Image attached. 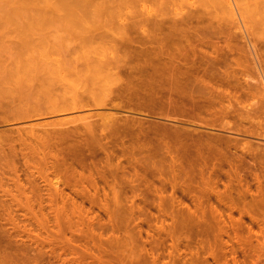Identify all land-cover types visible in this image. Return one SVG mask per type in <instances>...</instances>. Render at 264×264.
I'll list each match as a JSON object with an SVG mask.
<instances>
[{"label":"rangeland","instance_id":"1","mask_svg":"<svg viewBox=\"0 0 264 264\" xmlns=\"http://www.w3.org/2000/svg\"><path fill=\"white\" fill-rule=\"evenodd\" d=\"M58 1L62 5L61 0H0V264H201L204 255L199 246L203 240L196 233L204 223L209 224L206 227L236 229L253 251L247 254L248 259L239 254L236 259L264 264V194L260 191L264 193V92L260 85L241 93L221 89L214 98L213 114L220 117L218 123L230 125L231 133L211 131L224 140L217 141L218 153L213 162H204V156L199 157L202 154H193L187 151V145H181L184 135L193 128L186 118L162 121L172 138L169 141L153 135L151 129L158 128L154 123L140 125L139 120H126L124 115H115L119 111L106 108V97L100 92V87L106 85L101 65L106 59L107 40L119 38L114 35L120 34L121 28L115 24L119 28L116 31L114 23V27L106 24V0H86L89 4L83 1L86 10L82 11L81 2L80 13L74 10L76 7L74 12L71 8V12L67 11ZM196 1L194 8L184 7L175 21L185 20L184 27L191 24L195 31L199 26L196 13L203 8L214 16H226L220 11L221 0ZM235 1L232 30L237 53L233 57L241 60L236 58L250 73L248 77L256 80L258 76L260 81L264 79V36L259 23L264 19L263 0ZM189 17L193 19L187 21ZM187 28L191 41L193 32ZM124 34L123 39L130 38L134 44L140 37L137 27L126 29ZM156 34L150 32V38ZM72 65L81 72L74 84L91 89L88 94L98 107L75 112L76 115L33 117L12 124L13 112L43 104L46 87L57 90L59 87L54 85L60 83L64 88L66 84L63 86L59 80L62 74L71 83L72 77L69 80L67 76L72 73ZM103 88L102 91L106 89ZM110 114L115 117L111 121ZM78 116L90 119L87 123H63ZM116 116L122 120L118 119V127ZM44 122L51 127H35ZM246 143L252 154L240 149ZM201 176L204 180L209 176V184ZM257 197L263 201L258 202ZM211 262L207 259V263Z\"/></svg>","mask_w":264,"mask_h":264},{"label":"bare ground","instance_id":"2","mask_svg":"<svg viewBox=\"0 0 264 264\" xmlns=\"http://www.w3.org/2000/svg\"><path fill=\"white\" fill-rule=\"evenodd\" d=\"M79 1L80 0H61L60 2L62 3V5L59 3V1H58V3L60 4V6H66L69 9V10H67V8H65V10H67V11H70V8H71V11H73V12H74V10H76V12H79L81 10V8H82V11L86 10V7H84L85 5L83 4V1L85 3L86 0H82L80 2ZM234 1L235 0H221V2H220V4H221L220 11L222 13L226 14V16H225L226 18L225 17H218L217 15L214 16L211 13V11L206 10L207 8H205V9L203 8L200 12H197L196 17L199 19H197L196 24L199 21V26L196 28V30L195 31H194V29L192 30V28H195V27H191L190 26L191 24H189V25L187 24L188 28L185 26L187 29L191 30V32H193V33L195 32V35L192 33V35L195 37H193L191 35V33L189 32L190 35L192 36V38H194L190 41V39L188 38L189 36L187 37L188 34L186 35L187 30L184 27V24L186 21L181 20L179 22H176L175 20L177 17H179L182 14L184 7L189 6V7L194 8L195 7L194 4H195V2H197L196 0H194V1L193 0H106V24L112 25L114 23L113 25L115 26V24L116 25L118 24L117 27L119 26V28H121V30L124 28L122 30V32H123V34H122L120 32L121 30L119 28H116V26L114 27L112 25L114 28L117 29L116 31H118V29H119V33L121 35L118 34V32H117V34H115L114 36L117 35L119 38L116 37L114 39V37H112L111 39H108L106 42V55H105L106 59L103 58L104 59V61L102 60L103 65H101L104 67V68H102L103 71H105L104 75L106 77V85L104 84L103 86H105L104 88H106V89H104L103 87H100V90H101L100 92L103 93L102 94L103 98L105 99V97H106V99H105L106 100L105 101L106 102L105 103L106 108L109 106L112 109L119 111V113H117V114L114 113V114L115 115H118V114L124 115V118L126 120H131V121L139 120L138 123L140 122V125H143L145 122H146L145 124L154 123V125H156L158 128L151 129L152 131L155 132V133H153V135H159L160 137H164L165 139H168L169 141H172L171 140L172 138L168 137L169 134L166 132L167 129L165 130L166 127L164 128V125L163 126L161 125L162 121H167V120L178 121L177 119H179V118H186L187 121H185V122L193 128H191V130H192L191 133L190 132L187 134L184 133L185 137H183L184 139L181 140V141H183V142H181L183 144H181L180 142H178V143H180L183 146L187 145L186 146L187 151L189 150L193 154H195V153L196 154L200 153V155L202 154V156H199L201 158H203V156H204V159L202 161L211 162L212 159H214L215 155L218 153V150H216L218 148L216 145V143L218 144L217 141H219L221 139L224 140V138L222 136H221L222 138L220 137L219 133L222 130H223L222 132L231 133L230 129H229L230 127H228L230 125L218 123V121H220L219 120L220 117L218 118L217 115L213 114L212 106L214 105L215 100L217 99V98L216 99H214V98L216 96H218V94H221V92H222L221 89L232 88L233 90H235L238 93H241L244 91L249 92L251 90H254L256 88L257 84L260 85V87L262 88V91L264 92V79H263V77H261L260 81L257 80L258 76H257L256 80L252 79L253 78L252 76H251V78L248 77L247 75L249 74V76H250V73L248 72V70L243 65H241L239 63L238 60H240V59L238 57H236V58H238V60H237L236 58L233 57L234 53L235 52L237 53V49L233 45L234 44V42H233L234 32L232 30L234 28V27L232 28V24L235 22L234 21L235 20L234 17H235V13H236L235 11H237L236 10L237 6L235 5L236 1L235 2ZM81 2L83 4L82 7L80 6ZM86 2H88V1H86ZM258 3L261 4L262 1L261 2L258 1ZM87 4H89V2ZM253 5H256V3ZM262 5H263V7H261V8L264 12V0H263V3L261 4V6ZM75 7L77 9L73 10V8H75ZM257 8H259L258 4H257ZM60 12H62V11H60ZM73 12H72V15H74ZM75 14H77V13H75ZM193 17H195V14ZM193 17L192 18L189 17V19L187 21L193 19ZM133 19H135V20H133ZM194 19H196V18H194ZM260 20H259V23L262 24L261 34L264 36V19L261 21ZM243 23H245V22H243ZM189 26L191 27V29L189 28ZM110 27L111 26H108L109 29H110ZM136 27L138 28V30L140 32V37L138 38L136 43L134 44V42L130 38H129L130 40L128 39L127 41H125V39H123V38H125L124 35L126 34V33L124 34V31L126 32V29L136 28ZM108 28H106V29L108 30ZM111 30L112 29H110L108 31H111ZM150 32H154L157 34L154 38H150ZM186 37L188 38V40ZM126 38H128V36ZM133 47L136 49H134ZM120 51H121V53H120ZM132 52L134 54H132ZM63 55H65V54H63ZM67 55H65V56H67ZM56 58H58V57L55 56V61L57 62V60H59V59H56ZM59 58H60V56H59ZM66 58L64 57V59H66ZM72 59H74V58H72ZM69 60L72 61L71 59H69ZM240 62H241V60H240ZM58 67H59V65H58ZM60 69H59V71L61 72ZM65 69H67V68H65ZM70 69H71L72 73H71V75L68 74V76H70V77L67 76V78H69V80H70V78L72 77L70 81H72L71 83L73 85L71 83H69L68 81H66V79L64 78V76L62 74V77H61V79L59 78V80L62 81L61 84L62 85L64 84L63 86H65V84H66V86L63 88V87L59 86L60 83L58 85L55 84L54 85L55 87H59V89H61L60 92L58 93L57 90L59 91V89L56 90L53 88L54 92L56 91L58 94H53V90H52V87H50V85L48 86V88L46 87L45 93H44V91L42 93V94H44L42 96L43 97L45 96L43 98L44 99L43 104H41L39 106L38 104H40V103H38V101H40V100H37L36 105H38V106H36V107H38V108L32 109L31 108L33 105V104L31 105L32 101L30 102V104L26 103V105L27 104L31 105V106H29L32 109L31 110L29 108L31 112L28 111L29 109H26V107H28V106H25L23 109V110L26 109L27 111H23L22 108L19 109V107H18L17 109H19V112L18 113H17V111L13 112L14 114L12 115L13 117L11 120L12 124H13V122H15V123L20 122L21 123L22 121L27 120L28 118H33V117H35V118L37 117L38 119H41L43 116L44 117L45 116L46 117H48V116L54 117L57 115L63 116V115L68 114V113L69 114L74 113L76 115V113L79 111L82 112L83 110H86V109L89 110V108H92L95 106L98 107L99 105L94 102L95 99L93 98V96L92 95L89 96V94H88V93H92L91 89L89 90L88 87H86V86L84 88L82 85L78 86V85L74 84L75 83L74 80H76L79 76H81L80 70L77 69L76 65H72V67ZM70 69H68V70H70ZM57 71H58V69H57ZM62 71L64 72L65 70H62ZM66 72H67V70H66ZM58 74L60 76V73H58ZM78 74H80V75H78ZM80 78H79V84H81ZM76 82H77V80H76ZM67 83H69L70 85H68ZM82 83H83V81H82ZM46 85L47 84H45L44 86H46ZM49 88H51V91L50 90L47 91V89H49ZM86 88H87V90H86ZM101 88H103L104 90L102 91ZM39 89H40V87H39ZM37 92H39V90ZM98 92H96V93H98ZM15 94H13V95L15 96ZM36 94H38V93H36ZM93 94H95V92H93ZM104 94H105V96H104ZM19 97L22 98L21 96H19ZM19 97L16 96L15 98H19ZM10 99H11V97H10ZM32 99L35 100V98H32ZM23 100H25V99H23ZM101 102L102 101H100L99 103L101 104ZM13 104H12V106H13ZM105 104L103 105V107L105 106ZM42 105H44V106L42 107ZM19 106H21V104ZM34 106H35V104H34ZM21 107H23V105ZM40 107H42V109ZM15 108H16V106H15ZM20 111L25 112L26 115H24L23 112L20 113ZM15 113H17V114H15ZM111 114H110L109 118L112 116ZM70 115H72V114H70ZM118 116H116L117 117L115 119L116 121L119 119ZM76 117H74L75 119L73 117L68 119V120L64 119L65 120L64 122L62 119L61 120L64 124H69V123H74L76 120L86 122L87 120L90 119L89 116L88 117L87 116H83V117L78 116L79 118H76ZM113 118H115V117L112 116L110 121ZM119 120H121V119H119ZM119 120L117 121L118 124H119ZM57 121H59V120H57ZM59 123H61V122H59ZM63 123H61V124H63ZM111 123H113V125H114L115 121L114 122L112 121ZM61 124H58V125H61ZM118 124H115V125H117V127H118V126H120V124L119 125ZM49 125H50V123L44 122V123L35 124V127H44V126L45 127L46 126L51 127ZM51 125H52V123H51ZM149 126H148V128H150ZM112 128H114V127H112ZM200 128H202V129H200ZM214 130H216L215 133L217 132V130L220 131V132L218 131L219 133H217L219 136H216V134L214 136L213 132H211ZM178 137H179V135H178ZM180 137H181V135H180ZM191 137L198 138L199 140L192 141ZM262 137L264 139V135L261 136V138ZM174 138H176V137H174ZM174 140L177 142L176 139H174ZM227 141L228 140H226V142H224L225 144L224 143L223 144L226 145ZM223 144H222V146H223ZM219 145H221V144H219ZM242 145L244 146V144H242ZM246 147H247V149L249 148L248 144L246 145ZM246 147H244L245 149L243 147H240V149L242 148V152H244L243 150H245L246 152H244V153L252 154L253 153L252 150L250 151V148H249V151H250L249 152L248 150H246ZM223 148H225V147H223ZM229 148L230 147H228V150H229ZM226 149L223 150V152L226 151ZM236 149H235V151H236ZM220 150H222V149H220ZM220 152H222V151H220ZM234 153L235 152H233V154ZM221 155L227 156V155H223V153ZM194 156L195 155H193V157ZM218 156H219V154H218ZM185 157H187V156L185 155ZM189 157H187V158H189ZM190 158H189V160H190ZM196 158H194V159H196ZM220 158H218V160ZM228 158H230V157H228ZM233 158H234V156H233ZM194 159L191 161L193 162ZM230 159H232V158H230ZM236 159H238V158H236ZM236 159L235 160L233 159V160L236 161ZM191 161H190V163H191ZM222 161H224V160H222ZM215 162H216V160H215ZM218 162L222 163L220 161H218ZM199 163L200 162H198V164ZM228 163H230V162H228ZM200 164L202 165V163H200ZM231 164H234V162ZM225 165H226V163H225ZM204 166H203V169L205 168ZM214 166H216V165H214ZM224 167H226V166H224ZM232 167H231V171H232ZM237 167H239V166H237ZM210 168H211V166H210ZM213 169L215 171V168H213ZM238 169H240V168H238ZM222 171L224 172L223 168H222ZM209 172H210V170H209ZM235 172H237V170ZM238 172H239V170H238ZM202 174H204V173H202ZM209 174L211 175L212 173H209ZM228 175H230V174H228ZM209 176H207V177H209ZM256 176H255V178H257V180H258L259 178ZM207 177H206V180H204V177H202L203 180L206 181V183H208V181L210 180L209 179L207 181ZM213 178H215V177H213ZM217 178H216V180H217ZM219 178H220V176H219ZM212 181H210V183H212ZM239 181H237V182H239ZM213 182H215V181H213ZM202 183L204 184L203 187L204 186L206 187L205 183L204 182H202ZM213 184L214 183H212V185ZM229 184H232V183H229ZM257 184H258L257 186H259V190H260L261 186L259 185L260 183L258 181H257ZM236 185L238 186V184H235V186ZM207 186L209 188V185H207ZM225 187H226V185H225ZM213 188H215V190H216V187L213 186ZM208 190H210V189H208ZM217 190H218V188H217ZM262 190L263 189H261L260 191L262 192V194H264ZM203 191H205V190H203ZM226 192L227 191L225 190L224 193L226 194ZM209 193H211V191ZM221 193H223V192L221 191ZM213 194L215 195V192ZM227 194H228V192H227ZM227 194H226V196H227ZM262 194H257V195L258 196L261 195L260 197H262L263 196ZM218 196H219V194H218ZM220 196H221V194H220ZM220 196H219V198H220ZM260 197L259 198L257 197V200L258 199L260 200ZM254 198H253V200H254ZM257 200H255L256 202H254L255 205H256V203L258 204V202L263 201L261 199V201L258 200V202H257ZM217 202H219V201H217ZM225 202H226L225 200H224V202L222 201V206ZM227 202H230V200H227ZM232 205H231V207L233 208L236 204L234 206H232ZM225 206H226V204H225ZM228 208L230 209V207H228ZM237 208H239V207H237ZM235 209L236 208H234L233 211L237 210V209L236 210ZM242 210H244V209H242ZM242 210L240 209V211H242ZM203 212L207 213L206 211H203ZM230 213H231V211H230ZM240 216H242V214ZM203 218H207V217H205V214H204ZM216 218H217V216H215V219ZM207 220H208V218H207ZM212 220H214V219H212ZM239 221H240V219H239ZM205 224L206 223H204V225H203L204 227L199 226L200 228L196 233V234H198V237H201L203 240V242H201V244L199 246L200 253H202L204 255L203 256V259H204L203 262L204 263H201V264H209V263H207V259H209V258L212 261L210 264H246V263H248V262L245 263L244 260L246 258L248 259V255L250 254L249 251L250 250L252 251V249H250L248 247V245H247L248 241L245 240L246 238L244 239L245 242L242 241L243 238L240 237V236H242V234H239L236 229H229L228 230L227 228L222 229L220 227L219 228H212V227H206ZM206 225H209V224L207 223ZM233 228H234V226H233ZM209 235L211 236L210 238H208ZM224 237L226 238V240H223ZM238 254L242 255L241 257H243V258H244V256L245 257L247 256V257L244 258V260L242 259V261H239L236 259ZM257 257H258V255H257ZM259 257H260V255H259ZM263 261H264V259H263ZM257 263L258 262H256V264Z\"/></svg>","mask_w":264,"mask_h":264}]
</instances>
